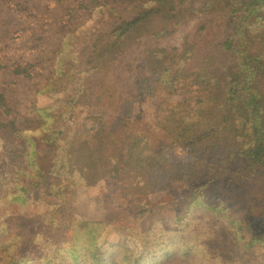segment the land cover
Here are the masks:
<instances>
[{"label":"trees","instance_id":"16d2710c","mask_svg":"<svg viewBox=\"0 0 264 264\" xmlns=\"http://www.w3.org/2000/svg\"><path fill=\"white\" fill-rule=\"evenodd\" d=\"M98 7L111 14L98 38L72 30L57 46L43 90L56 126L20 127L0 91V264H264V0H80L66 15ZM220 40L222 68L208 51ZM36 67L16 60L11 73L32 80ZM161 91L160 124L204 181L153 233L138 232L136 254L111 243L107 223L67 218L73 189L99 179L127 203L168 188L163 148L133 118ZM82 112L91 128L75 124Z\"/></svg>","mask_w":264,"mask_h":264},{"label":"rangeland","instance_id":"374dc122","mask_svg":"<svg viewBox=\"0 0 264 264\" xmlns=\"http://www.w3.org/2000/svg\"><path fill=\"white\" fill-rule=\"evenodd\" d=\"M78 1L0 0V91L17 110L20 127L24 129L37 126L39 121L48 127L57 125L59 113L55 110V96L43 90L52 76L51 66L60 39L72 30L79 37L98 38L111 22V14L102 7L89 15L81 11L69 19L67 7H75ZM257 8L255 5L252 10ZM229 44L220 40V48H217L218 44L209 45L208 51L215 55L216 66L222 68V63L227 60ZM16 60L37 64L36 77L27 80L13 76L11 64ZM261 87L264 88V78ZM163 96L161 91L154 98L137 104L133 118L139 122L150 146L163 148L162 154L173 170L168 188L127 203L118 194L117 184L99 179L73 189L71 217L67 218L72 226L79 228H90L97 221L107 223L111 228L108 232L111 243L124 240L136 254H141L145 248L138 232L153 233L151 229L156 222L165 223L173 214L174 202L186 198L204 181V172L196 159L182 147L173 146L160 124L163 112L159 104ZM75 124L91 128L85 112L77 114ZM52 175L63 180L69 178L70 172L53 170Z\"/></svg>","mask_w":264,"mask_h":264}]
</instances>
